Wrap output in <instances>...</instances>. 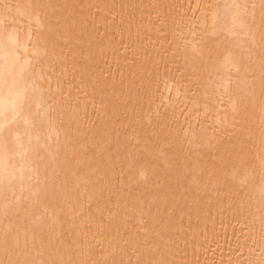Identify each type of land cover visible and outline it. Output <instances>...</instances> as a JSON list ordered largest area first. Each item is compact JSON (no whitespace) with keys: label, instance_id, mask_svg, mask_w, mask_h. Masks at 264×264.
<instances>
[{"label":"bare ground","instance_id":"bare-ground-1","mask_svg":"<svg viewBox=\"0 0 264 264\" xmlns=\"http://www.w3.org/2000/svg\"><path fill=\"white\" fill-rule=\"evenodd\" d=\"M0 264H264V0H0Z\"/></svg>","mask_w":264,"mask_h":264}]
</instances>
